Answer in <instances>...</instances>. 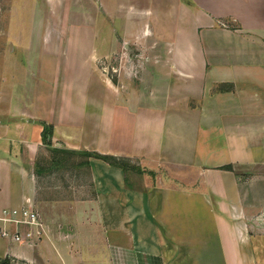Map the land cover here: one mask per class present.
Listing matches in <instances>:
<instances>
[{"label":"crops","instance_id":"1","mask_svg":"<svg viewBox=\"0 0 264 264\" xmlns=\"http://www.w3.org/2000/svg\"><path fill=\"white\" fill-rule=\"evenodd\" d=\"M3 7L0 210L38 219L0 264H264V0ZM121 51L118 80L95 70ZM50 61L67 90L44 91Z\"/></svg>","mask_w":264,"mask_h":264},{"label":"rangeland","instance_id":"2","mask_svg":"<svg viewBox=\"0 0 264 264\" xmlns=\"http://www.w3.org/2000/svg\"><path fill=\"white\" fill-rule=\"evenodd\" d=\"M3 5H4V0H0V14H3ZM6 8V7H5ZM23 20V18H22ZM24 22V20H23ZM1 27L3 26V22L0 23ZM4 38L0 37V44L3 45ZM44 44H45V36H44ZM125 53H127L125 51ZM124 51H121L119 53H115L114 57H109L107 61V65H105L103 62H101V60H97L96 64H95V70L101 71L104 70L105 68L107 69V73L109 74V72L111 73V78L116 81L119 78L120 73H124L126 74V69H130L131 68V62L128 59V57L125 55ZM105 61V60H104ZM48 67V71L45 74V77L47 79L50 80L51 84H45V90L44 91H60L61 89L67 90L68 89V81H71L72 78H70V72H73L72 69L68 66H63V64H60L59 67V72H57V64L50 62L46 63ZM2 65V60L0 58V66ZM95 71V73H96ZM98 75V74H97ZM98 77V76H97ZM70 79V80H68ZM89 93H91L93 97H95V100L92 99L93 101L99 102V85L98 84H92L91 85V89L88 91ZM95 93V94H94ZM63 99V98H62ZM66 101L65 100H56L53 101V103H51V105H49V108L52 109H56L55 111L57 112L58 109H61L64 107V103ZM67 104V102H66ZM57 118L63 119V121L61 122V124H59L60 128L62 127L63 130L67 129L66 125H67V118L69 119V117L66 116H57ZM75 119L73 123L76 122L77 126L75 128V130L71 129V133L72 135L76 134L75 137L78 139L80 134L82 137L83 131L85 130L82 126H80V129L78 128V124L81 125L83 123V119L79 118V117H72ZM71 120V118L69 119ZM75 156L78 157H84L83 154H79V153H75ZM228 168V167H227ZM226 167L222 168V169H227ZM245 169H242L241 167H239L238 171L240 173H243Z\"/></svg>","mask_w":264,"mask_h":264},{"label":"built area","instance_id":"3","mask_svg":"<svg viewBox=\"0 0 264 264\" xmlns=\"http://www.w3.org/2000/svg\"><path fill=\"white\" fill-rule=\"evenodd\" d=\"M38 215L31 206L23 209L6 208L0 210V234L13 241H20L24 238L23 234L13 227L18 224L36 223Z\"/></svg>","mask_w":264,"mask_h":264},{"label":"trees","instance_id":"4","mask_svg":"<svg viewBox=\"0 0 264 264\" xmlns=\"http://www.w3.org/2000/svg\"><path fill=\"white\" fill-rule=\"evenodd\" d=\"M43 125H44L43 139H45L47 133L51 131V126L47 125L46 123H43ZM93 155L94 156H97V157H99L101 159H104V160L110 162L113 165H120L119 160L115 159L114 157L106 156V155H101V154H98V153H93Z\"/></svg>","mask_w":264,"mask_h":264}]
</instances>
